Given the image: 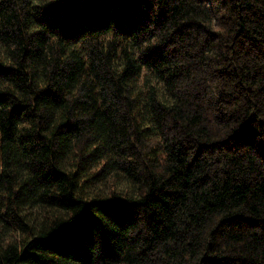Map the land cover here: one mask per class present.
<instances>
[{
  "label": "trees",
  "instance_id": "obj_1",
  "mask_svg": "<svg viewBox=\"0 0 264 264\" xmlns=\"http://www.w3.org/2000/svg\"><path fill=\"white\" fill-rule=\"evenodd\" d=\"M0 264H264V0H0Z\"/></svg>",
  "mask_w": 264,
  "mask_h": 264
}]
</instances>
